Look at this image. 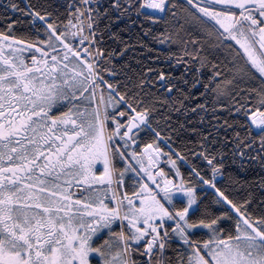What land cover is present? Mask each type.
<instances>
[{"label":"snow or ice","instance_id":"1","mask_svg":"<svg viewBox=\"0 0 264 264\" xmlns=\"http://www.w3.org/2000/svg\"><path fill=\"white\" fill-rule=\"evenodd\" d=\"M0 264H264V0H3Z\"/></svg>","mask_w":264,"mask_h":264},{"label":"trees","instance_id":"2","mask_svg":"<svg viewBox=\"0 0 264 264\" xmlns=\"http://www.w3.org/2000/svg\"><path fill=\"white\" fill-rule=\"evenodd\" d=\"M2 2H3V0H0V4H2ZM16 15H19V14H16ZM21 19L24 20V19H27V18L21 16ZM18 30L21 31V32L26 31L27 30V26L26 25H20V26H18ZM162 164H163V162H162ZM184 170H185V172L187 171L186 168ZM257 171H259V170L257 169Z\"/></svg>","mask_w":264,"mask_h":264}]
</instances>
